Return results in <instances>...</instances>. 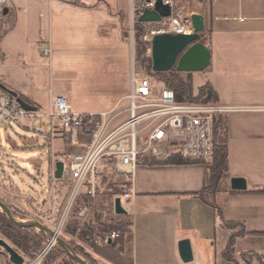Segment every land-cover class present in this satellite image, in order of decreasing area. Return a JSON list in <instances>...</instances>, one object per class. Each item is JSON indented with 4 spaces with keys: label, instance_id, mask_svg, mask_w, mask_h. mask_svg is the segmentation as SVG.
<instances>
[{
    "label": "crops",
    "instance_id": "obj_1",
    "mask_svg": "<svg viewBox=\"0 0 264 264\" xmlns=\"http://www.w3.org/2000/svg\"><path fill=\"white\" fill-rule=\"evenodd\" d=\"M51 1L16 0L0 22V83L38 110L50 106L56 95L70 97L66 85L42 81L40 70L28 60L29 54L36 49L41 53L50 43L46 9ZM178 1L203 14L200 41L211 52L206 69L186 72L194 96L208 84L214 99L237 107L218 116L226 122L228 168L216 190L205 192V201L195 193L213 185L212 162L161 163L145 156L135 169L134 200L126 206V214L117 215V221L126 223L119 230L121 237L106 239L108 232L97 236L88 251L107 264H261L256 256L244 259L242 254L253 252L264 259V108H255L264 107V0ZM72 4L81 5L79 0ZM63 137L60 143L69 145ZM80 141H87V136L81 135ZM75 146L81 150V145ZM50 172H54L51 162ZM0 174V197L22 211L35 209L10 176ZM234 177H243L246 189H233ZM211 203L220 207L221 215ZM226 221L240 223L246 231L234 242L237 261L223 256L232 232L238 230L225 226ZM182 239L190 240V262L180 257Z\"/></svg>",
    "mask_w": 264,
    "mask_h": 264
},
{
    "label": "rangeland",
    "instance_id": "obj_2",
    "mask_svg": "<svg viewBox=\"0 0 264 264\" xmlns=\"http://www.w3.org/2000/svg\"><path fill=\"white\" fill-rule=\"evenodd\" d=\"M72 2L78 3V0H52L50 7L47 6L51 38L47 45L51 51L49 55H44L36 49L28 56L30 65L34 64L40 70L39 78L42 81L46 79L66 85L70 89L69 102L76 111L122 110L128 105L125 96L131 88L133 65L139 73L153 74L146 62L147 58H151L146 41L143 36H136L129 31L130 2L79 0L81 5ZM187 6L190 10L194 9L192 5ZM138 52L142 54L139 55ZM120 97L123 99L120 100ZM39 110L47 112L49 105H42ZM126 118L128 114L123 113L116 121ZM42 119L49 125L46 135L24 128L11 120H0V172L11 177L35 209L22 211L0 198L18 219L40 221L53 229L66 203L69 185L66 180L56 181L53 190L56 198L50 201L48 191L54 177V172H50V162L55 169V154L67 161L68 153L78 151V148L60 143L59 137L64 133L57 116L49 117L44 114L36 118L37 121ZM51 135L53 138L50 139ZM65 136L64 134L63 138ZM123 182L125 177L122 175L106 178L101 192L90 204L88 216L77 219L74 214H70L65 223L60 236L86 261L84 254L90 253L88 249L91 245L85 239L89 238H79L77 232H71L76 228L77 222L80 223L79 228L90 223L96 230L102 225L99 221L117 223L114 197L123 191ZM44 199L46 201L42 207ZM35 230L34 233L37 234L41 231L37 228ZM45 234L41 241L33 243L35 248L27 253L13 247L25 257V264L33 261L36 264H68L64 260L67 254L58 251V242L40 257L51 237L48 233ZM0 237L4 238L1 233ZM52 248L54 249L48 253ZM0 264H13L2 247Z\"/></svg>",
    "mask_w": 264,
    "mask_h": 264
},
{
    "label": "built area",
    "instance_id": "obj_3",
    "mask_svg": "<svg viewBox=\"0 0 264 264\" xmlns=\"http://www.w3.org/2000/svg\"><path fill=\"white\" fill-rule=\"evenodd\" d=\"M157 1L129 0V31L132 34L135 33L138 18L145 10L154 9ZM161 1L169 5L170 14L160 21L144 23L146 28L142 36L150 52L152 39L158 33L192 32V11L188 4L178 0ZM15 3L16 0H0V21L8 14H4V7L9 12ZM40 16L43 17L44 13L41 12ZM42 40L47 39L42 36ZM50 51L47 46L40 50L44 55H49ZM130 84V91L125 96L128 105L119 111H76L62 94L54 96L45 113L34 105V110H25L15 96L0 88V120H11L24 128L46 135L49 130L47 121H37L36 118L44 114L49 117L57 116L69 143L81 145V150L69 153L68 160H63L62 177L57 179L54 176L50 182V201L56 198L53 192L56 181L66 180L69 185L66 203L53 228L56 235H61L70 214H74L77 219L88 216L91 202L101 192L105 179L110 176L125 177L123 191L115 197H120L121 204L126 209V204L135 197L133 179L137 163L145 156L161 163L212 162L216 149L217 118L237 109L214 98L178 101L173 88L151 74L137 72L134 65ZM123 113L128 114V118L117 122V117ZM81 135L87 136V141L81 143ZM1 178L0 174V180ZM121 235V231L112 230L105 238L117 239ZM56 242V237H50L40 257ZM35 262L29 264H36Z\"/></svg>",
    "mask_w": 264,
    "mask_h": 264
},
{
    "label": "water",
    "instance_id": "obj_4",
    "mask_svg": "<svg viewBox=\"0 0 264 264\" xmlns=\"http://www.w3.org/2000/svg\"><path fill=\"white\" fill-rule=\"evenodd\" d=\"M8 8L4 7V14L8 13ZM170 14V7L158 0L156 6L152 10L145 12L138 18L141 23L151 21H160L162 17ZM192 32L191 33H158L154 35L151 44L152 70L155 72H166L173 67L180 72H194L206 69L211 60V52L207 45L199 40L200 34L205 29L204 16L199 12L191 13ZM0 88L15 96L25 110H34L35 107L28 103L18 93L4 84L0 83ZM64 161L59 160L55 163L54 176L60 179L63 175ZM247 183L243 177H234L232 179V188L243 190L246 189ZM0 208L8 217V219L21 227H33L48 233L51 237H56L57 242L62 246L65 253L78 264H89L84 258L76 253L68 243L55 231L36 220H20L15 217L9 207L0 198ZM114 212L118 215L126 214L127 210L121 204L119 196L114 199ZM0 247H2L9 255V259L13 264H24L25 257L19 253L7 240L0 237ZM178 249L181 259L184 262L193 260V252L189 239H182L178 243Z\"/></svg>",
    "mask_w": 264,
    "mask_h": 264
},
{
    "label": "trees",
    "instance_id": "obj_5",
    "mask_svg": "<svg viewBox=\"0 0 264 264\" xmlns=\"http://www.w3.org/2000/svg\"><path fill=\"white\" fill-rule=\"evenodd\" d=\"M144 28H145V24L137 21L135 23V35L141 37L144 32ZM138 53L139 55L142 54V52H138ZM146 62L148 63L147 66L149 70L151 71L152 70V59L147 58ZM152 72H153L152 75L154 77H156L158 80L162 81L167 86L174 89L176 98L178 101H196L204 97L209 98V99L214 98L213 89L208 84L200 87L198 91V95L195 97L193 94V83H192V78H191L190 73L180 72L176 69V67H173L171 70L166 71V72H155L153 70ZM225 128H226L225 119L223 117L217 118L216 149H215V156L212 161L213 185L207 189H204L200 192L195 193V195L199 196L205 201H206V198L204 196L205 192L206 191L212 192L216 190L217 184L222 174L228 168L227 139H226L227 137H226ZM211 204L217 209L218 214L221 215L222 211L220 207H218L216 204H213V203ZM98 223L102 225L100 228H97L96 230V228L90 223H85L83 226L79 228L80 223L77 222L75 224L76 228L71 233L75 234L77 232L79 238L88 237L89 239H85V240L89 241L90 245H92L97 236H103L105 233L112 231V230H122L123 227H125L126 225V223H121L118 221L117 223H111V222L101 223V221H99ZM224 225L232 229L238 228V230L232 232L229 242L225 250L223 251V256L226 259L237 261L233 255L234 242L238 236H241L246 232L245 228L240 223H236L233 221H226ZM77 230H79V232ZM35 231L36 230L33 227H21V226L16 225L15 223L11 222L8 219V217L5 215L3 211L0 210V233L10 244H12V246H14L19 251H22L23 253H27L30 250H33L35 248L33 246L34 242H38L42 240V236L45 234V232L39 231L37 234V233H34ZM68 245L71 246L70 243H68ZM54 248H52L48 253H50ZM57 248L60 253L64 255L66 254L62 246L59 243L57 245ZM84 255L89 264H107V263L100 262L90 253H87ZM248 255L256 256L260 260L261 264H264V259L260 255H257L253 252L242 254L244 259H246ZM64 260L68 261V264H76L74 260L68 255Z\"/></svg>",
    "mask_w": 264,
    "mask_h": 264
},
{
    "label": "bare ground",
    "instance_id": "obj_6",
    "mask_svg": "<svg viewBox=\"0 0 264 264\" xmlns=\"http://www.w3.org/2000/svg\"><path fill=\"white\" fill-rule=\"evenodd\" d=\"M52 243H53V242H52ZM52 243H50V245H49V246H51V244H52Z\"/></svg>",
    "mask_w": 264,
    "mask_h": 264
}]
</instances>
